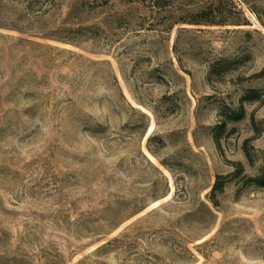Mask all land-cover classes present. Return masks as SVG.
<instances>
[{
    "label": "rangeland",
    "instance_id": "rangeland-1",
    "mask_svg": "<svg viewBox=\"0 0 264 264\" xmlns=\"http://www.w3.org/2000/svg\"><path fill=\"white\" fill-rule=\"evenodd\" d=\"M262 177L264 0H0V264H264Z\"/></svg>",
    "mask_w": 264,
    "mask_h": 264
},
{
    "label": "trees",
    "instance_id": "trees-1",
    "mask_svg": "<svg viewBox=\"0 0 264 264\" xmlns=\"http://www.w3.org/2000/svg\"><path fill=\"white\" fill-rule=\"evenodd\" d=\"M221 66H223L224 68H228L229 64H217L214 67V71H216ZM258 98H259L258 92L255 90H252V91L247 93V95L243 98V101L244 100L253 101V100H257ZM223 116H224V119L221 122V124L218 126V128L216 129V133H215L216 134L215 140H216V143L218 145H219V137L226 131L228 123L240 122V121L244 120V118L246 116V111H245L244 106H241L237 111H232L230 113H224ZM248 154H249V152H248ZM248 156H250V158H251V155H248ZM234 165L237 168V173H236L235 177L243 174L244 167H243L242 163H235ZM249 182H252V183L256 184L257 186L264 188V177L256 178V179H250ZM226 184H227L226 179L222 176H219L216 184L214 185V187L212 189V196L215 198L218 193H223Z\"/></svg>",
    "mask_w": 264,
    "mask_h": 264
}]
</instances>
